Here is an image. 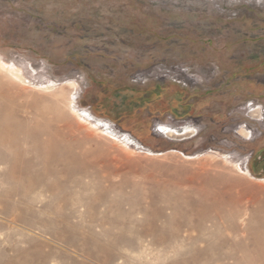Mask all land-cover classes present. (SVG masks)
Wrapping results in <instances>:
<instances>
[{"label": "rangeland", "instance_id": "1", "mask_svg": "<svg viewBox=\"0 0 264 264\" xmlns=\"http://www.w3.org/2000/svg\"><path fill=\"white\" fill-rule=\"evenodd\" d=\"M0 112V264H264V0H0Z\"/></svg>", "mask_w": 264, "mask_h": 264}, {"label": "bare ground", "instance_id": "2", "mask_svg": "<svg viewBox=\"0 0 264 264\" xmlns=\"http://www.w3.org/2000/svg\"><path fill=\"white\" fill-rule=\"evenodd\" d=\"M8 96V95H6ZM7 104V103H6ZM2 112V111H1ZM0 112V113H1ZM1 116V115H0ZM3 117L1 116L0 117V124L2 123V125L4 126L6 124V122L4 123V119H2ZM18 118V117H17ZM20 119V118H19ZM8 121V120H6ZM11 122V121H10ZM16 124L17 121H15ZM24 122V121H23ZM4 123V124H3ZM20 123V122H19ZM30 123V122H29ZM24 124V123H23ZM8 125V124H7ZM6 125V126H7ZM21 125V124H20ZM18 124V126H20ZM26 125V124H25ZM10 127V126H8ZM28 127V126H27ZM13 128V127H12ZM11 128H6L5 126L2 128L0 127V150H6L9 154V158L8 160L10 159V163L11 165H13L12 167L16 166L18 164V161H15L16 159L18 160V155L16 156V154L18 153V151H20V145L23 143V142H26L24 139L23 141H16L13 137H11L9 135V133L11 132V130H9ZM16 130V129H15ZM20 130V129H18ZM18 130L15 132H13V134L15 133L17 135V132ZM23 130V129H22ZM10 131V132H9ZM22 132V131H21ZM48 133V132H47ZM11 133V135H13ZM32 134V132L30 133ZM35 135V134H34ZM48 136V135H47ZM18 142V143H17ZM51 143V142H50ZM48 145V142L44 144V147L43 148H46ZM51 145V144H50ZM23 149V148H22ZM47 149V148H46ZM43 151V150H42ZM47 150H45V153L43 152L41 155H40V158H38L37 160L38 161H34L33 162V165H40L41 166V170L44 171V173H47L49 170H52L53 168V165H55L56 163H59V164H64L63 163V160L58 158L57 160L54 159L53 161L49 160V156L46 155V152ZM15 154H14V153ZM19 155L20 154H24L26 155L27 154V151H22L18 153ZM45 154V155H44ZM48 154V153H47ZM23 155V156H24ZM15 158V159H14ZM32 161V160H31ZM25 162V161H24ZM58 164V165H59ZM26 165L29 169L30 167V162H26ZM32 165V164H31ZM32 165V166H33ZM58 168V167H57ZM14 169V168H13ZM55 170V169H54ZM53 171V170H52ZM50 172V171H49ZM48 172V173H49ZM14 175V171H12L11 175ZM48 175V174H47ZM197 175V174H196ZM29 179V176L27 175V172L24 173L23 175V180H28ZM69 179V178H68ZM197 179V178H196ZM189 180V179H188ZM191 181V180H190ZM200 181V180H199ZM206 181V180H205ZM192 182V181H191ZM214 183V182H212ZM194 185V184H193ZM206 186V185H204ZM208 186V185H207ZM211 186V185H210ZM209 186V187H210ZM232 185L231 188H226L228 189L227 191L224 190V189H220L218 186V188H216V191H213V193H209L207 192L205 189H201L198 192V196H199V200H198V207H200L199 209H192L193 208V205L194 203L189 201V196H188V192L186 190H180L179 192V195L178 197H176L178 200H185L186 202H182L184 204H186V206H181V207H174L173 209V216L176 217V216H183L186 220L185 224L188 225V226H191L193 225V220H199L200 221V226L202 227V235H205L207 234V231L204 232L205 230V224H204V221L206 219H210V218H218L220 219H226V218H230V219H233V229L238 233L239 231L240 232H244L247 234V238H248V235H252L253 233V229L248 228V224L245 228L246 229H242L240 225L241 223V220L243 218H245V216L249 217L247 218V222H248V219H252L250 220V222L253 224L255 223V221H257V217L255 216L254 212L252 210H250L249 206H244V199L245 197L247 196H251L253 198L254 195H252V192L251 190L249 189H243L242 192L239 194L240 196H238L239 198H235L232 193H233V188L235 189L236 187ZM223 188V187H222ZM214 189V188H213ZM197 190V189H195ZM112 191V190H111ZM254 191V190H253ZM257 192V191H256ZM117 194V193H116ZM231 194V196L229 197V195ZM234 194V193H233ZM255 194V193H254ZM192 195V194H191ZM196 195V194H195ZM237 197V196H236ZM229 198V199H228ZM247 199V198H246ZM254 199V198H253ZM252 200V199H250ZM248 201V200H247ZM188 208H191V209H188ZM229 208V212L226 211V209ZM131 209V208H130ZM264 211V210H263ZM133 213V214H132ZM131 213V216L133 217L134 215V211ZM137 213V212H136ZM198 217V218H197ZM256 217V218H255ZM243 221V220H242ZM196 223V221H195ZM199 223V222H198ZM249 223V222H248ZM243 224V223H242ZM196 225V224H194ZM184 226V225H183ZM224 226V225H223ZM195 227V226H194ZM188 228V227H187ZM225 228V227H224ZM182 229V226L181 224L175 229L176 230V233L177 235L179 236L178 233H180V230ZM196 229V228H195ZM197 230V229H196ZM232 231V230H231ZM198 232V231H197ZM239 232V233H240ZM234 233V232H233ZM244 233L243 236L245 235ZM177 236V237H178ZM210 263V262H209Z\"/></svg>", "mask_w": 264, "mask_h": 264}]
</instances>
